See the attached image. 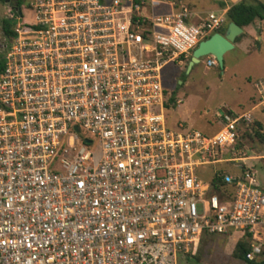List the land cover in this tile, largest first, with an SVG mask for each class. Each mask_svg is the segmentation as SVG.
Returning a JSON list of instances; mask_svg holds the SVG:
<instances>
[{
	"label": "built area",
	"instance_id": "obj_1",
	"mask_svg": "<svg viewBox=\"0 0 264 264\" xmlns=\"http://www.w3.org/2000/svg\"><path fill=\"white\" fill-rule=\"evenodd\" d=\"M191 1L11 8L14 35L0 45V264H181L204 235L233 232L251 241L247 259L264 260V154L241 145L253 118L218 113L214 135L170 130L165 118L164 69L227 23ZM256 88L264 104V82ZM221 164L237 173L203 180Z\"/></svg>",
	"mask_w": 264,
	"mask_h": 264
},
{
	"label": "rangeland",
	"instance_id": "obj_2",
	"mask_svg": "<svg viewBox=\"0 0 264 264\" xmlns=\"http://www.w3.org/2000/svg\"><path fill=\"white\" fill-rule=\"evenodd\" d=\"M259 1L264 3V0ZM201 2L209 10H217L216 4H219L218 0H201ZM9 7L10 5L4 0H0V45L5 40L2 21L12 20L8 12ZM12 21L14 25L17 23L16 20ZM193 22L198 23V20L195 19ZM228 23L227 20L226 25ZM261 23L264 32V21L258 20L252 24L250 30L257 39L228 52L223 68L219 65L208 67L209 57H204L200 64L187 72L191 56L183 64L173 63L164 69L163 81L165 88L168 89V98L175 100V104L169 101L164 113L170 130L180 131L178 125L182 124L186 130L194 129L206 134H214L219 129L216 113L222 114L229 109L236 110L238 104L244 102L243 88L248 85L249 78H264V72L260 70L262 68L260 65H264V34L261 36L258 29ZM227 27L225 26L221 33H225ZM260 37L262 40H259ZM244 141L242 146L245 150H251L257 155L264 154V143L258 138ZM217 170L237 173L231 165L221 164L202 170L206 173V176L202 177L203 180L209 182ZM256 170L258 180L264 186V167L258 164ZM242 238L244 237L241 232L227 235L206 234L201 241L198 259L186 257L181 264H246L244 260L233 255L236 244Z\"/></svg>",
	"mask_w": 264,
	"mask_h": 264
},
{
	"label": "trees",
	"instance_id": "obj_3",
	"mask_svg": "<svg viewBox=\"0 0 264 264\" xmlns=\"http://www.w3.org/2000/svg\"><path fill=\"white\" fill-rule=\"evenodd\" d=\"M5 1V0H4ZM22 3L18 2V6H21ZM227 20L229 22H234L241 28H246L251 26L256 20H264V3H261L257 0H242L241 2L232 5L227 13ZM14 22L10 19H4L2 21L3 33L6 37L12 38L14 35L12 28ZM222 32V30L220 31ZM240 36V38H242ZM239 40V38L237 39ZM5 68L4 56H0V75L3 73ZM172 104H175V100L173 98L170 99ZM244 140H250L253 138H258L259 141L264 143V126L255 122L252 125V131L249 130L243 133ZM215 190L218 194H221L223 191V183L221 180L216 179L214 181ZM250 238V237H249ZM251 251V241L248 240V237L245 239H241L236 244L234 250V257L238 259H242L246 262V264H264V260L262 261H251L247 259V254ZM198 259V257H196Z\"/></svg>",
	"mask_w": 264,
	"mask_h": 264
},
{
	"label": "crops",
	"instance_id": "obj_4",
	"mask_svg": "<svg viewBox=\"0 0 264 264\" xmlns=\"http://www.w3.org/2000/svg\"><path fill=\"white\" fill-rule=\"evenodd\" d=\"M17 1L19 2V0H17ZM241 1L242 0H218L219 4H216L217 10H209V8H206L204 3L201 2V0H192L190 4H191V8L195 12L199 13L202 17H205V15L209 12L217 11V12H221V14H223L225 16V18L227 19V13H228L230 7L232 5H235L239 2H241ZM257 1H259V0H257ZM11 8H12V6L10 5L8 12L11 10ZM257 21L258 20H256L253 24H255ZM262 27H263V23H261V27L258 28L261 32V36L264 34ZM250 29H251V26L244 28L243 37L241 40L239 39L236 41L235 48L237 46H243L246 44H250V42L253 39H255V40L257 39V37L253 36V31ZM259 40H262V37H260ZM260 67H262L260 70H263V72H264V65H260ZM261 81L264 82V78L263 79L262 78H256V79L249 78L248 85H246L245 88H243V90L245 91L244 102L238 104V107L236 108V110H232V109L230 110L229 109V110H226V112L232 113L236 116L250 115L253 118L254 123L259 122L264 126V120H263L264 119V104L261 103L262 99H261V96L259 94L258 89L256 88V84L258 82H261ZM166 90L168 91V89H166ZM216 114H218V113H216ZM218 126H219V129H218V131H219L221 128L220 123H219V119H218ZM216 133H214V134H216ZM214 134H208V135H214ZM258 164H261L264 167V165L261 162H259ZM258 182L264 191V186L260 183L259 180H258Z\"/></svg>",
	"mask_w": 264,
	"mask_h": 264
},
{
	"label": "water",
	"instance_id": "obj_5",
	"mask_svg": "<svg viewBox=\"0 0 264 264\" xmlns=\"http://www.w3.org/2000/svg\"><path fill=\"white\" fill-rule=\"evenodd\" d=\"M6 4H12V0H5ZM14 5L12 7L15 14L21 15V10ZM18 10V11H17ZM225 33H215L209 39L202 41L192 54L191 61L188 64L187 72L201 63L204 57H214L218 65L223 68L225 64V55L235 48L237 39L244 34V28H241L234 22H229Z\"/></svg>",
	"mask_w": 264,
	"mask_h": 264
},
{
	"label": "flooded vegetation",
	"instance_id": "obj_6",
	"mask_svg": "<svg viewBox=\"0 0 264 264\" xmlns=\"http://www.w3.org/2000/svg\"><path fill=\"white\" fill-rule=\"evenodd\" d=\"M12 7L14 6V5H18V1L16 2V1H12V4H10Z\"/></svg>",
	"mask_w": 264,
	"mask_h": 264
}]
</instances>
